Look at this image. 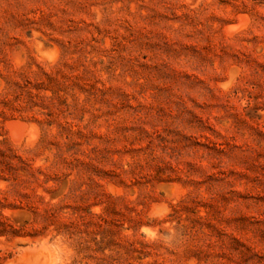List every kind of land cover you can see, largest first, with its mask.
Returning a JSON list of instances; mask_svg holds the SVG:
<instances>
[{
	"label": "rangeland",
	"instance_id": "obj_1",
	"mask_svg": "<svg viewBox=\"0 0 264 264\" xmlns=\"http://www.w3.org/2000/svg\"><path fill=\"white\" fill-rule=\"evenodd\" d=\"M41 246L264 264V0H0V264Z\"/></svg>",
	"mask_w": 264,
	"mask_h": 264
},
{
	"label": "bare ground",
	"instance_id": "obj_2",
	"mask_svg": "<svg viewBox=\"0 0 264 264\" xmlns=\"http://www.w3.org/2000/svg\"><path fill=\"white\" fill-rule=\"evenodd\" d=\"M23 129L24 126L19 123H12L10 125V130L14 134V136L21 133ZM47 256H48L47 248L41 246L39 249L25 251L23 255L8 260L5 264H47L46 263L48 261Z\"/></svg>",
	"mask_w": 264,
	"mask_h": 264
}]
</instances>
